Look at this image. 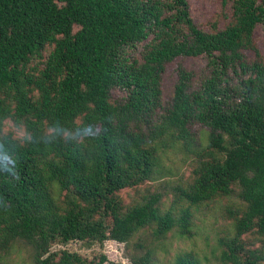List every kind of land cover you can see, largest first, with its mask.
Wrapping results in <instances>:
<instances>
[{
	"label": "trees",
	"instance_id": "16d2710c",
	"mask_svg": "<svg viewBox=\"0 0 264 264\" xmlns=\"http://www.w3.org/2000/svg\"><path fill=\"white\" fill-rule=\"evenodd\" d=\"M227 2L202 27L188 0H0V264H102L59 246L106 240L153 264L157 242L233 197L219 259L260 264L242 236H264V0ZM199 56L165 95L167 64ZM171 153L191 155L180 206L124 203ZM173 264L201 263L183 249Z\"/></svg>",
	"mask_w": 264,
	"mask_h": 264
},
{
	"label": "rangeland",
	"instance_id": "374dc122",
	"mask_svg": "<svg viewBox=\"0 0 264 264\" xmlns=\"http://www.w3.org/2000/svg\"><path fill=\"white\" fill-rule=\"evenodd\" d=\"M190 11L195 22L206 27L207 23L216 21L220 26L224 24L225 14L229 11V3L223 0H188ZM256 34L261 37L260 28ZM203 57L177 58L166 66L163 75V87L165 95L171 92L176 78L175 68L178 63L186 68L199 69L203 66ZM6 129L20 134L11 121L6 124ZM191 170V155L183 153H171L163 163V169L154 180H149L139 187V190L125 189L120 192L124 203H132L149 194H158L161 198V207H179L178 187L182 186L188 178ZM237 197L231 200L224 199L200 206L195 212L193 230L195 235L191 238L182 237L177 230L168 233L167 237L156 243L153 264H173L176 253L183 249H192L197 254L201 264H222L221 239H227L235 235V228L230 210L237 205ZM247 244L264 255V236L245 234L242 236ZM59 247L77 251L86 257L97 258L105 255L106 260L102 264H130L126 256L124 243L115 240H106L102 246L93 244L86 245L80 241H71ZM264 264V259L260 261Z\"/></svg>",
	"mask_w": 264,
	"mask_h": 264
}]
</instances>
